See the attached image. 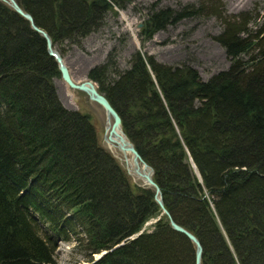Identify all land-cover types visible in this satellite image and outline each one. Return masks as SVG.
<instances>
[{"label":"trees","instance_id":"obj_1","mask_svg":"<svg viewBox=\"0 0 264 264\" xmlns=\"http://www.w3.org/2000/svg\"><path fill=\"white\" fill-rule=\"evenodd\" d=\"M131 1L16 0L54 48ZM204 4L149 15L142 37L216 16L227 70L203 81L138 51L128 69L107 77L101 66L88 78L153 169L171 219L200 242L201 264H264V15ZM58 76L43 38L0 2V264H55L59 242L88 264H194L193 245L165 215L130 239L161 214L154 190L132 186L89 117L61 105Z\"/></svg>","mask_w":264,"mask_h":264},{"label":"rangeland","instance_id":"obj_2","mask_svg":"<svg viewBox=\"0 0 264 264\" xmlns=\"http://www.w3.org/2000/svg\"><path fill=\"white\" fill-rule=\"evenodd\" d=\"M211 2L226 15L245 12L264 15V0ZM202 3L208 6V0H132L123 9L114 8L107 12L99 29L77 42L63 41L55 49L76 82L89 80V72L101 66H106L107 77H111L114 69H128L131 57L138 51L165 65L189 66L206 81L227 70L230 64L224 49L215 39L223 30L216 16L202 13L182 18L157 30L149 39H143L141 34L149 15L166 9L179 12L187 7H199ZM139 25L142 27L138 28ZM53 84L58 100L65 109L87 115L95 130L104 133L106 116L99 105L90 101L86 94L69 88L60 76L53 79ZM99 142L107 150L103 141ZM115 160L126 172L125 163L121 159ZM128 177L132 186L146 187L140 180ZM157 218L149 220L150 224L144 228L156 223ZM95 255L93 259H96ZM87 261L85 252L73 243H58L55 264H88Z\"/></svg>","mask_w":264,"mask_h":264},{"label":"water","instance_id":"obj_3","mask_svg":"<svg viewBox=\"0 0 264 264\" xmlns=\"http://www.w3.org/2000/svg\"><path fill=\"white\" fill-rule=\"evenodd\" d=\"M0 2L7 5L16 14H18L24 20H26L29 23L30 28L43 38L45 45H46L47 54L54 59L62 81L69 88L86 94L90 101L96 103L103 109L105 116H106V123H105L104 133L103 134L100 132L96 133L98 140L103 141V143L110 142L114 144L117 151L122 153L123 156L127 154L131 156V160H132V164H130L131 167L130 166L128 167L127 162H125L127 174L133 179L140 180L141 182H143V184L147 188L154 190V201L156 202V204L159 206L161 210L160 216L165 215L169 220V224L172 230L179 234H182L189 240V242L194 247V264H201L202 246L200 242L197 240V238L192 233H190L183 227L179 226L171 219L168 211L165 209L163 205L160 189L153 180V169L141 158V156L135 149L132 142L126 136V134L124 133L122 129V122H121L120 116L114 110V108L110 105L108 100L98 91L96 84L92 80H85L82 82L74 81L70 76L67 66L64 65L63 63V58L54 48L50 36L44 30L38 28L34 24L33 19L30 16V14L23 11L18 5V3L16 2V0H0ZM140 27H142V25L138 26V28ZM106 132H108L107 139L106 137H104V134H106ZM110 154L112 153L110 152ZM112 156L116 158L113 154ZM160 216L156 219V222L160 219ZM149 224L150 223H147L146 226ZM143 230L144 229H142L139 233L135 234L130 239L132 240L133 238L138 237L143 232ZM123 244L124 242H121L120 244L116 245L113 249L120 247ZM106 253L107 251H103L98 257H96L95 260L99 259Z\"/></svg>","mask_w":264,"mask_h":264},{"label":"bare ground","instance_id":"obj_4","mask_svg":"<svg viewBox=\"0 0 264 264\" xmlns=\"http://www.w3.org/2000/svg\"><path fill=\"white\" fill-rule=\"evenodd\" d=\"M64 63V60H63ZM65 65V63H64ZM70 73V72H69ZM71 76V75H70ZM72 78V77H71ZM103 95V94H102ZM104 96V95H103ZM105 97V96H104ZM108 132H106V134H104V137H106V139L108 138ZM105 148L111 152L117 159H121L124 163L127 162L128 167L130 166V164H132V160H131V156L129 154L123 156L122 153L118 152L115 145L110 143V142H105L104 143ZM131 167V166H130ZM131 170V169H130ZM133 237V236H132ZM131 238V237H130ZM136 238V237H135ZM134 239V238H133ZM102 253V252H101ZM100 253V254H101ZM100 254L95 255L96 257H98Z\"/></svg>","mask_w":264,"mask_h":264}]
</instances>
